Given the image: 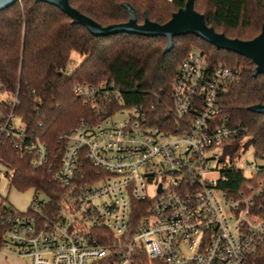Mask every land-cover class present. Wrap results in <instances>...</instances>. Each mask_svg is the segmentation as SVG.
Here are the masks:
<instances>
[{
    "label": "built area",
    "instance_id": "built-area-1",
    "mask_svg": "<svg viewBox=\"0 0 264 264\" xmlns=\"http://www.w3.org/2000/svg\"><path fill=\"white\" fill-rule=\"evenodd\" d=\"M78 64L70 55L64 74ZM239 76V67L210 66L190 50L158 122L154 103L125 105L112 81H78L73 93L91 117L53 144L20 113L18 88L0 81V152H22L66 188L54 204L34 190L25 211L0 195V251L29 264H261L263 159L237 164L246 138L231 150L242 130L220 115L221 95ZM237 171L236 187L219 186Z\"/></svg>",
    "mask_w": 264,
    "mask_h": 264
},
{
    "label": "trees",
    "instance_id": "trees-1",
    "mask_svg": "<svg viewBox=\"0 0 264 264\" xmlns=\"http://www.w3.org/2000/svg\"><path fill=\"white\" fill-rule=\"evenodd\" d=\"M185 1L69 0V4L106 26L128 20L123 3L134 8L137 23L143 22L145 13L149 20L162 24ZM193 5L208 26L229 38L252 39L264 23V0H194ZM248 29L256 33L251 34ZM173 43V48L163 53V36H93L54 5L18 0L0 11V81L8 90L18 88L20 113L44 140L53 144L58 134L72 128L80 118L91 117V107L73 93V85L82 80L112 81L125 105L154 103L156 108L150 114L158 122L171 104L169 87L177 66L190 50L197 48L210 66L221 63L239 67V79L228 83L221 95L220 115L242 130L231 150L246 138L245 145L261 154L264 172V115L248 109L264 103V76L252 75L251 59L217 49L194 34L175 36ZM73 52L85 57L67 76L63 69ZM0 156L1 163L12 170L11 183L16 189L31 187L41 191L50 204L60 201L66 188L46 169L32 168L26 155L12 149L0 152ZM242 179V172H226V179L219 186L233 188ZM259 205L264 218V197ZM109 260L89 264H107ZM257 260L264 264V242Z\"/></svg>",
    "mask_w": 264,
    "mask_h": 264
},
{
    "label": "water",
    "instance_id": "water-1",
    "mask_svg": "<svg viewBox=\"0 0 264 264\" xmlns=\"http://www.w3.org/2000/svg\"><path fill=\"white\" fill-rule=\"evenodd\" d=\"M16 1L18 0H0V11L11 6ZM34 1L56 6L71 19L73 24L84 26L93 36H107L116 33L136 34L146 37L163 36L166 39V45L162 50L163 53H167L173 48L175 36L188 33L194 34L217 49L231 51L251 59L254 63L252 75L261 74L264 76V23L260 32L252 39L229 38L224 33L216 32L212 26H208L205 23L203 15L194 9V0H186L184 5L174 11L170 19L162 24L149 20L145 13L143 14V22L137 23L134 8L128 3H123L128 11V20L106 26L100 25L92 18L79 12L69 4V0ZM248 109L264 115V103L251 105Z\"/></svg>",
    "mask_w": 264,
    "mask_h": 264
},
{
    "label": "rangeland",
    "instance_id": "rangeland-1",
    "mask_svg": "<svg viewBox=\"0 0 264 264\" xmlns=\"http://www.w3.org/2000/svg\"><path fill=\"white\" fill-rule=\"evenodd\" d=\"M251 34L256 33V31H251ZM233 34V33H230ZM84 55L73 52L71 58L76 62L80 63L84 59ZM243 151L239 153L236 157V162L239 165H244L246 161H259V158L255 156L254 148L243 142ZM247 174V172H245ZM12 170L6 165L0 163V195L7 201V205H11L18 210L25 211L34 193V189L29 187L24 190H18L11 183Z\"/></svg>",
    "mask_w": 264,
    "mask_h": 264
},
{
    "label": "crops",
    "instance_id": "crops-1",
    "mask_svg": "<svg viewBox=\"0 0 264 264\" xmlns=\"http://www.w3.org/2000/svg\"><path fill=\"white\" fill-rule=\"evenodd\" d=\"M0 264H29V260L12 254L0 251Z\"/></svg>",
    "mask_w": 264,
    "mask_h": 264
}]
</instances>
